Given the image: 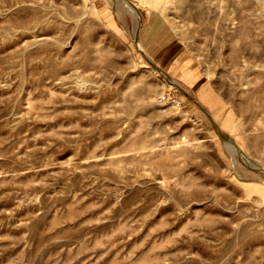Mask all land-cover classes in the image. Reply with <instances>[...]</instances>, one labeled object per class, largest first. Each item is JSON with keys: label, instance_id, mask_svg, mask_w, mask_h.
Listing matches in <instances>:
<instances>
[{"label": "rangeland", "instance_id": "rangeland-1", "mask_svg": "<svg viewBox=\"0 0 264 264\" xmlns=\"http://www.w3.org/2000/svg\"><path fill=\"white\" fill-rule=\"evenodd\" d=\"M0 264H264V0H0Z\"/></svg>", "mask_w": 264, "mask_h": 264}, {"label": "water", "instance_id": "water-1", "mask_svg": "<svg viewBox=\"0 0 264 264\" xmlns=\"http://www.w3.org/2000/svg\"><path fill=\"white\" fill-rule=\"evenodd\" d=\"M218 135H219V136H222L224 139H226V140L230 141L228 137H226V136H224V135L220 134L219 132H218Z\"/></svg>", "mask_w": 264, "mask_h": 264}, {"label": "bare ground", "instance_id": "bare-ground-1", "mask_svg": "<svg viewBox=\"0 0 264 264\" xmlns=\"http://www.w3.org/2000/svg\"><path fill=\"white\" fill-rule=\"evenodd\" d=\"M137 14H138V13H137ZM138 19H140V18H138ZM140 45H141V44H140ZM140 45H139V46H140ZM170 82H171L172 84H176V83H178V82H176V80H173V79L170 80ZM230 142H231V141H230Z\"/></svg>", "mask_w": 264, "mask_h": 264}]
</instances>
